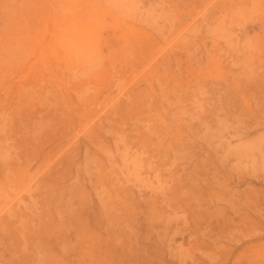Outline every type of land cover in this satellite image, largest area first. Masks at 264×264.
Here are the masks:
<instances>
[{"label":"rangeland","instance_id":"rangeland-1","mask_svg":"<svg viewBox=\"0 0 264 264\" xmlns=\"http://www.w3.org/2000/svg\"><path fill=\"white\" fill-rule=\"evenodd\" d=\"M0 264H264V0H0Z\"/></svg>","mask_w":264,"mask_h":264}]
</instances>
